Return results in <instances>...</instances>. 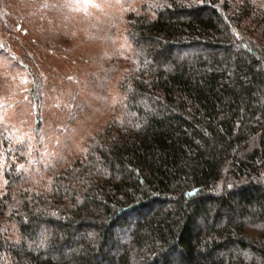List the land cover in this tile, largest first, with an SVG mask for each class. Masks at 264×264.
<instances>
[{
	"label": "trees",
	"instance_id": "1",
	"mask_svg": "<svg viewBox=\"0 0 264 264\" xmlns=\"http://www.w3.org/2000/svg\"><path fill=\"white\" fill-rule=\"evenodd\" d=\"M117 7L91 20L119 58H97L101 95L124 64L111 113L72 151L65 130L89 105L77 89L49 150L46 75L3 35L0 1L36 134L0 110V264H264V0Z\"/></svg>",
	"mask_w": 264,
	"mask_h": 264
},
{
	"label": "rangeland",
	"instance_id": "2",
	"mask_svg": "<svg viewBox=\"0 0 264 264\" xmlns=\"http://www.w3.org/2000/svg\"><path fill=\"white\" fill-rule=\"evenodd\" d=\"M0 1L4 7L2 20L9 27L8 31L1 28L3 35L18 53H22L21 43L29 47L36 55L33 65L37 64L46 75L41 113L43 136L46 137L45 141L48 140L47 149L62 147V138L55 132L63 130L66 125L65 114L60 112V108L71 109L74 106L76 109L75 96L77 89L81 88L80 97L86 99L89 105L63 132L70 138L69 147L75 151L90 131L108 119L110 102L119 94L118 75L123 63L114 76L109 77V86L104 88L103 95L90 81L91 71L101 69V64L97 63L101 54H105L109 60L119 59L115 57L116 51L111 43L103 39V32L91 21L99 17L103 20L104 15L101 14L117 10V0H75L74 3L73 0ZM3 52L0 47V110L4 118L16 126L21 136L35 139L34 113L28 93L30 79ZM67 117L70 115L67 114ZM4 183L0 175V189Z\"/></svg>",
	"mask_w": 264,
	"mask_h": 264
}]
</instances>
